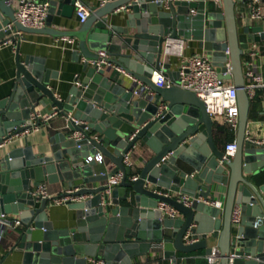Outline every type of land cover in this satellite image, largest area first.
<instances>
[{"label":"water","instance_id":"95a60500","mask_svg":"<svg viewBox=\"0 0 264 264\" xmlns=\"http://www.w3.org/2000/svg\"><path fill=\"white\" fill-rule=\"evenodd\" d=\"M220 1L221 10L215 0H108L94 7L78 30L58 31L52 28L54 15L71 17L76 0H49L41 30L17 21L14 0H0V45L17 44L14 84L0 101V217L21 222L13 230L10 253L20 259L11 264H89L91 257L133 264L160 251L173 260L178 253L205 251L206 256L190 257L201 260L211 253V241L219 264L230 259L264 264V145L246 139L251 78L243 65L250 45L264 40V23L238 19L237 6L246 0ZM18 33L77 40L73 55L80 72L64 97L51 85L58 81L56 72L46 69L43 59L20 52ZM169 40L197 42L220 77L236 87L239 124L231 161L214 141V121L204 103L179 87L178 72L165 62ZM101 51L125 74L92 65ZM228 61L230 75L223 76ZM160 71L171 87L154 84ZM47 107L63 120L56 134L33 145L29 135L15 137L32 130L33 115ZM77 132L79 140L72 137ZM136 149L151 156L126 165ZM98 155L115 169L98 173ZM119 172L122 182L109 191L108 180ZM134 173L137 180L131 181ZM45 183L67 186L60 197H88L68 203L74 214L59 217L61 228L47 212L54 198L34 195ZM157 188L193 202L187 207ZM220 198L223 209L207 204ZM160 203L175 208L179 217H165ZM237 206L240 219L233 223ZM186 235L196 242L186 244Z\"/></svg>","mask_w":264,"mask_h":264},{"label":"crops","instance_id":"0c3cea01","mask_svg":"<svg viewBox=\"0 0 264 264\" xmlns=\"http://www.w3.org/2000/svg\"><path fill=\"white\" fill-rule=\"evenodd\" d=\"M39 1H48L49 0H39ZM88 8L91 10L90 14L94 7H99L103 2L108 0H84ZM19 5V0H14V8L17 10ZM221 10V9H219ZM250 9L248 4H238L237 6V17L239 20L244 22H250L249 19ZM255 23L257 25H262L264 20L258 21ZM82 22L76 14V8L74 9L71 17H63L61 15L55 14L53 17L52 28L58 31H75L82 26ZM113 24L123 25L120 21H113ZM23 39L20 44V52L23 55H32L36 58L43 59L45 62L46 69H49L53 72H56L58 81L52 80L51 85L55 87V91L58 96L64 97L66 90L73 84L76 76L80 72V62L77 63L73 55L74 50L77 46V40L74 45H69L68 43L61 40V38H55L47 34H26L21 35ZM14 49H17V44L13 45L10 43H4L0 45V101L6 98L13 87L15 80V66L13 59L16 55ZM193 55H205V53L199 48L198 43L192 40H186L183 44V57H190ZM182 58L168 55L165 58V62L171 65V69L175 72H178L180 67V61ZM244 73L252 72L262 76L264 80V40L259 43H253L250 45L249 51L246 52L244 56ZM8 64L6 66V64ZM81 61V60H80ZM115 73L119 74L117 70ZM228 81V80H227ZM233 83L232 81H228ZM247 81L246 84H248ZM141 88V85L140 87ZM53 112L51 107L39 109V117L45 119L49 117ZM213 135L215 143L224 150L226 144L236 141L237 130L232 131L224 124L221 118H213ZM63 125V120L59 116L50 121L49 127H44L40 132H33L29 135L30 144H35L38 141H47L50 136L56 134V129ZM204 127H201L203 130ZM46 131V136H43V132ZM246 138L253 142H264V87L257 88L254 90V96L251 99V105L249 109L248 116V125ZM150 153L147 151L143 153L136 149L130 156L132 162H139L141 159L150 157ZM105 159V164L101 165L97 163L96 170L97 172H111L115 169V165L112 164L108 159ZM137 176L136 173L132 177ZM261 182L264 183V174L261 176ZM43 185L47 186L48 193L50 196L57 198L60 197L66 190H69L67 186L63 184H48ZM158 191L162 190L157 188ZM85 197L83 199H87ZM218 201L223 200L220 198ZM39 206V205H37ZM48 216L49 220L53 221L56 228H61L64 225L59 221V217H72L74 211L70 210L68 205H56L53 202L50 203L48 207ZM179 217V216H177ZM15 233L9 231L6 233L2 243H0V263L2 264H11L13 258H19L20 255L14 253L10 256L12 249L14 248ZM210 248L216 247V241H211L209 243ZM197 256H206L205 251L199 253H194L192 255H182L177 254V258L187 257L188 264H207L206 257L203 259H191L190 257ZM171 259H166L162 251L157 252L155 255L152 254L144 259H136L133 261V264H168Z\"/></svg>","mask_w":264,"mask_h":264},{"label":"built area","instance_id":"2783aa9c","mask_svg":"<svg viewBox=\"0 0 264 264\" xmlns=\"http://www.w3.org/2000/svg\"><path fill=\"white\" fill-rule=\"evenodd\" d=\"M250 13L249 19L252 21H262L264 20V0H246ZM106 2H103V4ZM102 4V5H103ZM215 4L219 9H222V4L220 0H215ZM76 14L80 21L84 23L90 16V9L86 5L84 0H76L75 2ZM50 4L48 1H39V0H19V5L16 10V19L24 27L29 29H44L47 25V20L49 16ZM117 11H120L118 9ZM196 10H191V15H196ZM11 28V26H10ZM23 33H18L21 38ZM62 41L68 43L69 45H74L76 39L71 37H62ZM7 43L15 44L11 41ZM183 40H169L165 47V54L173 55L182 58L180 61V67L178 69V75L180 79V85L184 90L191 91L196 93V95L204 103L207 113L210 117L221 118L232 131L238 129L239 124V105L237 99V89L233 83L228 82L220 77L217 69L214 67L212 62L207 58L206 55H193L190 57H183ZM16 52V49H14ZM99 59L96 61H91L92 65H95L98 69H103L106 67H111L117 70L119 73L125 74V72L115 65L107 61L108 54L105 51L99 52ZM229 61L227 63L228 71L223 74V76L230 75L229 70ZM248 77L251 78L248 84H246V90L250 99L254 96V90L257 88L264 87V80L262 76L254 74L252 72H247ZM154 84L159 87H171L172 82L168 80L163 71L155 72L153 78ZM149 95H151L149 87H142ZM60 117V114L57 110H53L52 114L45 118L41 119L39 115H33L32 117V130H27L21 135H16L15 137H25L32 134L33 132H40L44 127L50 126V121L56 117ZM73 138L79 140L82 138L81 133H74ZM248 139V138H246ZM10 141L8 139L4 140V143ZM260 145H264V142H258ZM237 150L236 141L226 144L224 148V160L231 161L235 156ZM91 158L87 160L90 162ZM95 161L101 165L105 164V159L103 156L98 155L95 158ZM126 165L131 166V159L125 160ZM107 173V172H106ZM104 174V173H103ZM124 178L122 172L112 176L108 182L107 186L109 191L111 187L119 185ZM137 180V177H132L131 181ZM159 194L174 197L178 202L183 205L190 207L193 199L188 195L171 193L168 191L160 190ZM35 196H41L43 198H54L49 195L46 185H41L34 191ZM85 197H57L53 199V203L56 205H68V203H75L80 200H84ZM211 206L216 208L223 209L224 203L222 201L207 202ZM159 210H161L165 217L172 219L179 216L178 211L172 206L160 203ZM240 207H235L232 213V222H238L240 219ZM21 227V222L17 219H9L6 216L0 217V243H2L6 233L13 231ZM186 244H192L196 240L191 239L189 235L185 236ZM187 257L177 258L176 260L171 259L168 264H188ZM207 264H219V251L217 247L212 248L211 253L206 257ZM89 264H106L105 261L99 258L91 257L88 259ZM230 264H232V259H230Z\"/></svg>","mask_w":264,"mask_h":264}]
</instances>
